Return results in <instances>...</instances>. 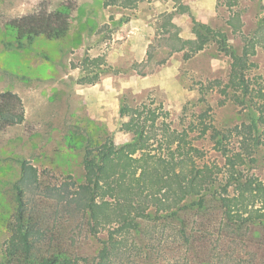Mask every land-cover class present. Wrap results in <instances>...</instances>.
<instances>
[{"label":"trees","instance_id":"16d2710c","mask_svg":"<svg viewBox=\"0 0 264 264\" xmlns=\"http://www.w3.org/2000/svg\"><path fill=\"white\" fill-rule=\"evenodd\" d=\"M142 1L102 3L134 9ZM170 1L172 10L157 17L146 60L160 41L169 45L168 55L182 51L185 59L208 43L229 51L225 82L215 79L201 90L216 88L218 105L234 104L245 120L218 127L208 108L177 128L161 104L123 102L118 129L127 138L115 143L110 132L99 140L87 139L80 180L17 159L0 264L251 263L239 248L253 239L256 227L263 228L258 242L264 240V76L255 60L264 49V12L247 30L239 13L229 16L230 33L240 44L235 48L227 32L198 22L195 38H182L172 20L188 13V6ZM224 3L233 7L238 0ZM7 24L21 45L39 36L62 39L71 20L68 12L40 4ZM103 60L84 57L77 82L94 84L104 71ZM24 119L20 96L0 91V131ZM198 141L210 143L217 158L209 159Z\"/></svg>","mask_w":264,"mask_h":264},{"label":"rangeland","instance_id":"374dc122","mask_svg":"<svg viewBox=\"0 0 264 264\" xmlns=\"http://www.w3.org/2000/svg\"><path fill=\"white\" fill-rule=\"evenodd\" d=\"M224 1L183 0L188 13L176 14L172 20L178 34L194 39L193 27L198 22L227 32L233 47H239L227 19L237 12L242 29L252 28L264 12V0H238L233 7ZM40 4L68 12L69 32L62 39L39 36L18 45L8 20ZM170 10V0H144L134 9L105 7L102 0H0V91L16 92L25 110L23 123L0 131V246L5 237L4 218L12 207L17 159L27 158L39 170L80 180L87 139L99 140L110 132L115 143L127 138L118 129L121 103L161 104L167 121L177 128L208 108L218 127L245 120L234 104L218 105L216 88L201 90L212 80L225 82L229 51L208 43L185 59L182 51L168 55L169 45L160 41L154 42V55L146 60L157 17ZM86 56H102L104 71L94 84L81 85L77 79ZM255 60L264 76V49L258 50ZM136 62L144 65L134 67ZM198 143H203L209 159L217 158L210 143ZM262 234L263 228L256 227L253 239L239 248L250 264H264V240L257 239Z\"/></svg>","mask_w":264,"mask_h":264}]
</instances>
